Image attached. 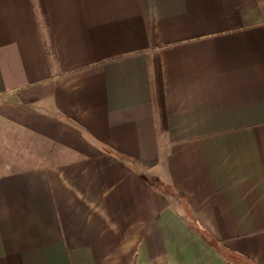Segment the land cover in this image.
<instances>
[{"label":"crops","instance_id":"crops-1","mask_svg":"<svg viewBox=\"0 0 264 264\" xmlns=\"http://www.w3.org/2000/svg\"><path fill=\"white\" fill-rule=\"evenodd\" d=\"M42 2L0 0V264H264V0Z\"/></svg>","mask_w":264,"mask_h":264},{"label":"trees","instance_id":"trees-1","mask_svg":"<svg viewBox=\"0 0 264 264\" xmlns=\"http://www.w3.org/2000/svg\"><path fill=\"white\" fill-rule=\"evenodd\" d=\"M39 6H41V12L44 11L43 9V2L42 0H38ZM153 103L155 105L157 111V123L159 126L160 131L167 130V119H166V112L164 108V97H163V83L161 78V70H160V63L158 58L156 57L153 61ZM120 156V155H118ZM123 159L126 157L121 156ZM162 190H165V187L162 183H158L157 185ZM196 227V225H194Z\"/></svg>","mask_w":264,"mask_h":264}]
</instances>
